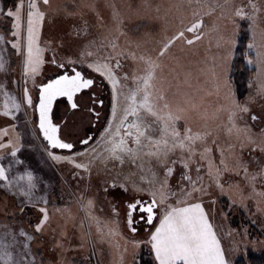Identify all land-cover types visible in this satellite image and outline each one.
Returning a JSON list of instances; mask_svg holds the SVG:
<instances>
[{
	"label": "snow or ice",
	"instance_id": "snow-or-ice-1",
	"mask_svg": "<svg viewBox=\"0 0 264 264\" xmlns=\"http://www.w3.org/2000/svg\"><path fill=\"white\" fill-rule=\"evenodd\" d=\"M217 9L219 18L233 27L230 35L219 37L227 48L220 70L212 71V91L205 94L214 92L222 103L209 113L204 95L199 94L203 89H197L196 94L184 91L185 86L191 88L190 74L185 72L181 79L182 57L173 49L179 45L178 51L183 53L203 40L204 16L214 15ZM261 13L264 5L256 0H224L215 5L197 0L192 19L188 23L181 20L179 27L166 32L153 51L128 36L125 13L116 0H74L71 7H54L52 0H12L11 7L0 8V18L9 25L0 34V73L10 71L9 61L15 57L20 74L10 83L22 88L17 98L0 84L5 97L0 116L16 121L19 113L28 117L31 110L36 117L31 121L32 136L42 137L47 158L56 165L71 166L73 180L87 177L89 181L84 190L77 184V203L85 213L82 231L70 236L66 220L57 233L51 225L54 212L49 209L53 186L31 170L13 174L14 165L24 163L18 158L23 147L21 134L15 123L0 129V214L5 217L0 264H68L66 252L89 245L94 250L93 226L100 242H107L119 253L120 264H125L129 247L132 264H136L142 246L149 249L153 264H234L228 253L240 251L241 246L246 250L248 233L245 230L240 240L226 249L206 210L205 198L210 205H215L219 196L227 197L232 205L238 198L245 208V201H253L257 212L264 213V106L257 112L253 110L254 97L244 101L237 97L228 67L237 43V20L250 21L251 29ZM61 14L63 20L71 21L68 29L45 36L46 22L56 31L55 21ZM213 30L219 31L216 25ZM248 49H255L257 96L264 97V42H250ZM49 52L51 57L46 60ZM246 60L253 64L252 58ZM126 62H130L131 71L125 70ZM46 63L63 71L44 78ZM98 78L111 89L110 117L98 136L71 139V132L62 133L69 128V121L54 122V105L66 98L69 111L98 118L94 105L103 102L89 91L97 86ZM29 82L38 89L35 99ZM176 96H183L182 101ZM77 144L84 147L78 149ZM8 157L6 166L3 161ZM97 162L104 166L105 178L96 193L88 195ZM125 164L135 171L124 172ZM101 195L105 200L113 197L108 201L110 218L95 214ZM121 208L130 236L121 230ZM29 209L35 213L34 220L28 217ZM135 225L144 227L145 232L141 235ZM48 233L50 243L44 239Z\"/></svg>",
	"mask_w": 264,
	"mask_h": 264
},
{
	"label": "rangeland",
	"instance_id": "rangeland-1",
	"mask_svg": "<svg viewBox=\"0 0 264 264\" xmlns=\"http://www.w3.org/2000/svg\"><path fill=\"white\" fill-rule=\"evenodd\" d=\"M76 2H79V0H76ZM234 2L240 3L241 0H234ZM256 2L264 5V0H256ZM73 3L74 0H52L54 7L56 5L63 4H67L71 7ZM116 3L121 6L125 13L126 31L128 36L133 40L138 39L144 42V47L153 51L158 46V42L166 34V32L171 33L174 31L181 25V20H183L184 23H188L192 19L193 9L197 7V0H116ZM200 3L215 5L217 3H224V0H200ZM244 3H247V0H244ZM11 5L12 1L8 7H11ZM101 10L103 11V8ZM219 14L220 10L217 9L214 15L204 16L205 36L203 40L198 41L191 48L186 49L183 53L178 51L179 45L173 49L177 55L182 57L184 67L181 70V79L184 78L185 72L190 74L191 88L185 86L184 91L196 94L197 89H203L204 92L199 94L204 95V107L209 113H211L219 103H222V98L217 97L214 92L211 95L205 94L206 92L212 91V71L214 69L217 71L220 70V65L223 63L222 57L225 55V49L227 48V45H225L223 41L219 40V37L221 35H230L233 27L231 24L220 19ZM88 19L91 20L93 17L89 16ZM244 21L248 23L250 42H254L257 45L264 42V13L260 14L251 29L249 28L251 22L246 19L237 20L239 28L240 24ZM1 22H3L2 24L5 26H9L7 20L0 18V26ZM70 23L71 21L63 20V14H61L55 21L56 31H53V25L46 22L44 34L45 36L53 35L60 30H67ZM213 25H216L219 31H214ZM239 31L240 29H238L237 39L239 37ZM253 31L255 32L254 41ZM123 42L124 38L122 37L120 43L123 44ZM9 48L10 47H8V49ZM9 51H11V48ZM249 52L253 55V64L248 65L255 70V75L251 81L252 86L249 87V93L244 100H246L249 96L254 97L255 103L253 104V110L258 112L260 108L264 106V97L257 96V81L259 77L257 76V65L255 63V49L249 50ZM45 56L47 60L51 57V53H46ZM5 59L8 60L9 57L6 55ZM232 59L233 57L228 61L229 71ZM9 63L10 71L7 74L0 73V84L5 85L6 90L9 91L11 95H15L17 98H20L22 95V88H17L15 83H10V79L13 81L19 79L20 67L16 62L15 57H12ZM129 64L130 62H126V71H131V68L128 66ZM61 71L63 70L57 69L50 63H46L43 69V76L44 78H51ZM88 71L89 70L85 69L86 73ZM165 75H168L167 71ZM169 79H171V77H169ZM129 86H131V82H129ZM28 87L35 99L38 96V89L33 88L31 82H29ZM92 90L95 91L104 101L103 108L100 109L101 115L99 116V122H105V120L107 121L110 117L111 113L110 86H108L106 82L101 83L98 78L97 86ZM173 91H175V89H173ZM175 99L178 102L182 101L183 96H176ZM4 101L5 97L3 92L0 91V109H2ZM60 103L61 102L56 105L54 119L55 121H61V119L64 118V114L67 115L66 119L69 121V128L63 129V133L64 131L68 133L70 130L74 129V136H76V138L85 135L86 132L84 128L88 126L91 127L94 117L91 114H87L82 111L74 114L72 111L67 109V106L65 108L61 107L62 104ZM97 107L98 106L95 108L99 111ZM61 111L64 113L62 116L58 115ZM21 113L23 114V111ZM24 118L29 120L28 125L31 128L29 144L26 143L25 140H21V143L24 141V144L22 143L23 147L20 151L21 155L18 156V158L24 161V163L22 165H14L13 174L23 173L25 170H31L46 183H50L54 188V192L51 196V202L49 204L50 211L54 212V216L51 221L52 228H55L57 233H59L61 227L65 225V221L67 220L66 230L68 234L70 236L73 234L78 235L82 231L80 223L82 220H85V213L80 209L77 203V184L80 185L81 190L86 189L89 184L88 178L85 177L84 180H73L69 174L71 166L66 164L56 165L48 159L46 153L43 151L42 137L34 138L32 136L34 125L31 121L35 120L36 117L31 113V110H29V116ZM4 124L8 125V128H10L12 121L9 118L0 116V129ZM8 159L11 158H6L3 163H7ZM108 167L111 168L112 164L109 163ZM130 170L135 171V169H130V166L125 164L124 172L127 173ZM104 178V166L97 162L96 167H94L92 171L91 188L87 189L88 195H94L96 193L97 186ZM226 178L227 177H225V179ZM118 198L123 199L122 196H119ZM112 199V196H109L107 200H105L103 195L99 196L94 210L95 214L100 216L102 219L110 218L111 206L108 201ZM245 203L248 204L247 208L240 204L238 198L237 203L232 205L228 201L227 197L219 196L215 205H210L208 203V198H205L206 210L210 212V218L212 219L214 225L217 226L218 234L220 235L222 244L226 249L229 248L230 244L234 240L239 241L240 236L245 232V230L248 233L249 243L247 244L246 250L243 246H241L240 251L229 252L228 258L230 260H238L240 258L243 259L248 249L255 253H261L264 251V213L257 212L256 205L253 201H245ZM55 209H60L61 211L55 212ZM101 209H103V211H101ZM69 215H71L72 219H68ZM28 217L33 220L35 219V213L33 210H28ZM120 220L122 232L125 236H130L131 233L127 230L123 223L122 208ZM253 221H255V223H253ZM85 223L87 222L85 221ZM135 226L140 229L141 235L145 232V228L141 225ZM251 226H253L256 231H254V228L251 229ZM229 232L232 233L231 236H229ZM92 233L94 250L93 246L89 245L83 249L66 252L65 258L68 261V264H120L119 253L116 252L114 247H110L107 242H100L99 238L96 236L94 226L92 228ZM44 239L46 242L50 243L51 233L46 234ZM73 242L75 243L76 241L74 240ZM113 243H115V241H113ZM119 243L122 245L123 241H119ZM142 249L149 250L146 246H142L137 254V257ZM44 251L47 256V244ZM124 259L125 264H132V250L130 247L128 253L125 254Z\"/></svg>",
	"mask_w": 264,
	"mask_h": 264
},
{
	"label": "trees",
	"instance_id": "trees-1",
	"mask_svg": "<svg viewBox=\"0 0 264 264\" xmlns=\"http://www.w3.org/2000/svg\"><path fill=\"white\" fill-rule=\"evenodd\" d=\"M11 1L12 0H3L4 7L8 6ZM239 29L238 43L235 48V55L229 75L231 77L232 85L237 93V97L242 101L249 93V84L253 80L255 70L247 64L246 60V57H253L248 49V44L250 43L248 23L245 21L242 22ZM253 228L254 227L251 226V229ZM254 231H256L255 228ZM136 264H153V258L150 255L149 250L142 249L136 260ZM236 264H264V251L261 253H255L248 249L244 258L238 260Z\"/></svg>",
	"mask_w": 264,
	"mask_h": 264
},
{
	"label": "crops",
	"instance_id": "crops-1",
	"mask_svg": "<svg viewBox=\"0 0 264 264\" xmlns=\"http://www.w3.org/2000/svg\"><path fill=\"white\" fill-rule=\"evenodd\" d=\"M4 7V2H3V0H0V8H3ZM3 22H1V26H0V34H3V31H4V27H5V25L4 24H2ZM239 38V37H238ZM237 43H238V39H237ZM237 46V45H236ZM8 47H10V45H8ZM10 49V48H9ZM234 55H235V53H234ZM234 58V57H233ZM232 61H233V59H232ZM232 61H231V64H232ZM230 69H231V65H230ZM229 74H230V71H229ZM12 80V79H11ZM13 81V80H12ZM18 116H19V119H17L16 121H12V123H15L16 124V132L17 133H19V134H21V140H25V142L26 143H28L29 144V136H30V127H29V125L27 124H25L24 123V120H25V118H24V115L22 114V113H19L18 114ZM10 119V118H9ZM6 127H8V125H3L2 127H1V129H3V128H6ZM8 138L7 137H5V140H7ZM23 144H24V141L22 142ZM21 154H20V152L18 153V156H20ZM6 160V159H5ZM8 163V162H7ZM7 163H5V165L7 166ZM3 197V189L2 188H0V198H2ZM4 221H5V217L2 215V214H0V240H3V238H4V231H3V223H4ZM13 223H18V221H14ZM24 227H27V224L25 223L24 224ZM139 256V255H138ZM138 258V257H137ZM241 259V258H240ZM240 259H238V260H240ZM237 259H234V260H232V261H234V264H236V262L238 261Z\"/></svg>",
	"mask_w": 264,
	"mask_h": 264
},
{
	"label": "flooded vegetation",
	"instance_id": "flooded-vegetation-1",
	"mask_svg": "<svg viewBox=\"0 0 264 264\" xmlns=\"http://www.w3.org/2000/svg\"><path fill=\"white\" fill-rule=\"evenodd\" d=\"M89 91H93V90H89ZM95 92V91H94ZM96 93V92H95ZM96 97H97V99H98V101H102L103 103H104V101H103V99H101V97L96 93ZM59 102H61L60 104H62L61 105V107H63V108H65L66 107V98H60L58 101H57V103H59ZM103 103L101 104V103H99V102H97L95 105H94V107H96V106H98L97 108L99 109V116L101 115V112H100V109H102L103 108ZM108 103V102H107ZM57 105V104H56ZM56 105H55V108H54V111H53V118H54V112H55V110H56ZM96 109V108H95ZM64 113L61 111V112H59V114L58 115H63ZM88 114V113H87ZM93 117H94V119H93V122H92V125H91V127H86V128H84L85 129V134H87V135H92V136H98V134H99V132L103 129V127L106 125V123H107V121L105 120V122H102V123H100L99 122V117L98 118H96L95 117V115L94 114H91ZM106 117V116H105ZM67 118V115H65L64 114V118L63 119H66ZM63 119H61V121H55V119H54V122H62V120ZM83 129V130H84ZM82 130V131H83ZM81 131V130H80ZM69 132H71L72 133V135L69 137V138H71V139H77L76 138V136H74V129L73 130H70ZM76 132V131H75ZM62 133H63V129H62ZM64 133L66 134V132L64 131ZM76 135V134H75ZM82 147H84L83 145H79V144H77V148L79 149V148H82ZM56 151H59V150H56ZM141 224H142V222H141ZM138 226V225H137Z\"/></svg>",
	"mask_w": 264,
	"mask_h": 264
},
{
	"label": "water",
	"instance_id": "water-1",
	"mask_svg": "<svg viewBox=\"0 0 264 264\" xmlns=\"http://www.w3.org/2000/svg\"><path fill=\"white\" fill-rule=\"evenodd\" d=\"M54 107H55V105H54ZM53 111H54V108H53Z\"/></svg>",
	"mask_w": 264,
	"mask_h": 264
}]
</instances>
